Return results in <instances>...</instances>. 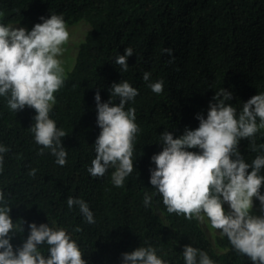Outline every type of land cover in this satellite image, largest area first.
<instances>
[{
  "label": "trees",
  "instance_id": "16d2710c",
  "mask_svg": "<svg viewBox=\"0 0 264 264\" xmlns=\"http://www.w3.org/2000/svg\"><path fill=\"white\" fill-rule=\"evenodd\" d=\"M52 14L61 15L66 26L85 20L91 29L50 112L57 127L68 134L62 138L67 151L64 166L56 163L50 149L41 153L42 146L35 142L30 131L35 110L12 112L0 97V145L9 149L0 154V192L11 207L13 222L24 229L13 236L14 248L23 244L35 222L65 229L88 264H122V253L140 246L154 247L166 264H185V245L206 252L214 264H253L224 235L216 238L224 250L218 252L200 220L169 213L162 197L154 195L150 169L155 168L151 157L163 149L160 135L167 130L179 138L186 128H197V114L207 117L221 88L233 94L226 103L238 114L244 102L264 93V0H0V23L5 25L19 24L30 31L43 22L41 17ZM127 47L134 54L123 73L114 60ZM165 48L173 49V62ZM146 71L151 74L148 82L142 79ZM123 80L139 91L125 106L135 108L139 132L133 142L134 169L123 186L116 187L111 180L114 168L96 178L87 169L101 131L95 94L99 91L101 102H108L111 85ZM158 80L164 81L161 94L147 86ZM254 141L256 151L248 138L238 144L250 165L264 155V128ZM33 169L35 175L30 174ZM260 191L264 194V186ZM145 193L152 196L147 207ZM69 196L89 205L95 223H87L78 206L68 208ZM40 251L47 256V245Z\"/></svg>",
  "mask_w": 264,
  "mask_h": 264
},
{
  "label": "clouds",
  "instance_id": "9594fccd",
  "mask_svg": "<svg viewBox=\"0 0 264 264\" xmlns=\"http://www.w3.org/2000/svg\"><path fill=\"white\" fill-rule=\"evenodd\" d=\"M41 20L43 22L36 23L30 31L0 23V97L6 98L12 112L25 107L35 110L30 127L35 142L42 146L41 153L50 149L56 163L64 166L67 151L62 138L68 134L57 127L50 112L56 102L55 93L65 81V70L58 57L63 54L70 33L61 15L52 14ZM163 52L172 57L169 62L174 61L173 49L165 48ZM133 54L134 50L127 47L124 55L115 57L114 63L121 72L128 71V57ZM150 75L146 71L142 79L148 82ZM147 86L161 94L164 81ZM109 91L111 100L108 102H101L99 91L95 94L97 125L101 131L94 143L96 156L87 171L96 178L114 168L112 183L122 187L134 169L133 142L139 132L135 108L125 110V106L134 101L139 91L127 80L114 82ZM117 97L119 103L113 104ZM232 98L231 92L221 88L213 97L215 102L209 104L207 117L197 114V128H186L179 138H174L167 130L160 135L163 149L151 157L155 168L150 169V183L156 189L154 195L162 197L169 213L183 215L188 220L207 218L210 227L226 236L238 253L247 256L253 264H264V215L252 214L254 198L264 211V194L260 191L264 186V175L260 174L264 169V155L256 156L250 165L238 150L242 138L250 139L251 150H257L254 137L264 128V93L244 102L239 114L236 107L226 103ZM193 148L200 151L187 150ZM260 148L264 149V145ZM8 150L0 145V154ZM2 164L3 155H0V170ZM35 171L30 174L35 175ZM151 202L152 196L145 193L144 205L147 207ZM66 203L69 209L78 206L87 223H95L94 214L83 199L69 196ZM225 203L229 211L225 210ZM10 211L0 192V264H88L83 258L84 252L67 231L49 223L32 222L26 240L14 248L13 236L24 229L13 222ZM45 244L47 256L40 251V246ZM183 257L185 264H214L206 252L192 245L184 246ZM122 264L166 262L154 247L140 246L122 253Z\"/></svg>",
  "mask_w": 264,
  "mask_h": 264
},
{
  "label": "rangeland",
  "instance_id": "374dc122",
  "mask_svg": "<svg viewBox=\"0 0 264 264\" xmlns=\"http://www.w3.org/2000/svg\"><path fill=\"white\" fill-rule=\"evenodd\" d=\"M13 25V24H12ZM13 26L23 27L19 24H14ZM67 29L70 33L69 41L66 45H64V51L61 56L58 57L62 61V66L65 70V74L72 70L74 67L78 52H79V45L86 37L88 31L91 29V24L85 20H82L78 23L67 25ZM226 204V211H229V206ZM253 215H264V211L261 210L260 204L256 202V198L253 199V208H252ZM201 224L207 234L209 235L211 241L213 242L215 248L218 252L223 253L224 250L221 249L217 244V236L222 235L219 230L212 229L210 227V222L205 218L204 221H201Z\"/></svg>",
  "mask_w": 264,
  "mask_h": 264
}]
</instances>
